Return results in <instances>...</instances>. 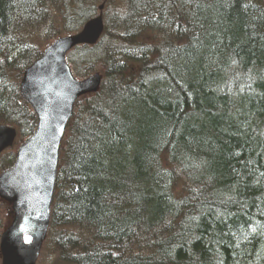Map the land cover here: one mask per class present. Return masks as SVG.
Listing matches in <instances>:
<instances>
[{"label":"trees","instance_id":"obj_1","mask_svg":"<svg viewBox=\"0 0 264 264\" xmlns=\"http://www.w3.org/2000/svg\"><path fill=\"white\" fill-rule=\"evenodd\" d=\"M103 1L0 0V122L32 135L24 70ZM105 9L100 43L71 59L80 76L109 70L76 105L47 243L67 264H264V0ZM173 164L181 195L159 180Z\"/></svg>","mask_w":264,"mask_h":264},{"label":"water","instance_id":"obj_2","mask_svg":"<svg viewBox=\"0 0 264 264\" xmlns=\"http://www.w3.org/2000/svg\"><path fill=\"white\" fill-rule=\"evenodd\" d=\"M101 29V18H93L83 33L57 41L25 71L20 89L40 123L33 137L19 148L12 169L0 176V196L15 212L0 243L3 264H35L38 260L51 221L61 138L77 97L99 87L97 73L84 81L72 76L66 52L78 43H93ZM15 136V129L0 125V150L11 146Z\"/></svg>","mask_w":264,"mask_h":264},{"label":"bare ground","instance_id":"obj_3","mask_svg":"<svg viewBox=\"0 0 264 264\" xmlns=\"http://www.w3.org/2000/svg\"><path fill=\"white\" fill-rule=\"evenodd\" d=\"M47 2L49 1V0H46ZM99 6V10H98V12H96V13H94L93 14V16H90L89 18H87V19H93V18H96V17H100L101 19H106V9H105V4L104 5H102V6H100V5H98ZM104 7V8H103ZM101 9H103V10H101ZM77 16H78V14H77ZM78 19V17L77 18H73V19H71V21H74V20H77ZM86 19V20H87ZM82 31V30H81ZM80 31V32H81ZM74 53L75 52H73V53H71V56H70V59H72L73 60V58H74ZM76 54V53H75ZM80 57V55L78 54V55H75V58H79ZM71 60V61H72ZM123 63H126V64H128L129 65V63H128V60H127V58H125L124 57V59H123V61H122ZM99 68H100V70H99ZM107 70H109V65H107V64H104L103 62L102 63H99L98 64V66L96 67V68H94L91 72H90V74H95L96 72H99V74L98 75H100V79H99V86H101V84L103 83V81H104V79L106 78L105 76V74L107 73ZM26 101V100H25ZM26 104L29 106V108L34 112V114H35V122H36V124H35V127L33 128V132H35L37 129H38V126H39V116H38V114H37V112L35 111V108L33 107V105H32V103H30V102H28V101H26ZM15 113V115H17V114H19L20 113V111H18V110H15L14 111ZM21 118V117H20ZM0 123H5V122H0ZM19 123H26V121L25 120H23V119H21V120H19ZM5 124H8V123H5ZM11 124V123H10ZM9 124V125H10ZM12 126H14V127H16V128H18L19 129V126H17V125H14V124H11ZM65 134H64V137H62L61 138V141H60V143H61V149H62V151H63V154H64V151H65V149L68 147V145H69V143H68V139H69V133H70V131H69V128H66L65 129ZM63 159H64V155H63ZM63 159L61 158V159H59L58 160V163H57V165H58V167H57V174H56V176H57V178H56V183H55V187H56V185H57V181H58V179H59V171H60V169H61V167H62V161H63ZM165 169H167V168H165ZM165 169H162V170H165ZM156 172H160V170L158 171V169H157V167H155V169H154ZM169 170H170V172L169 173H166V174H164V173H161V176H160V182H163V183H165L166 185H167V181H169L170 183H169V186H171L172 184L174 185L173 187H172V189L174 188L175 189V193H180V195L183 193V190H184V188H185V186H190V187H192L191 186V184L189 183H187V182H189V181H187V177H186V175L184 174V172H186L185 170H183V168L181 167V166H179V164H177V165H171V169L169 168ZM0 176H1V174H0ZM55 190H57V187L55 188ZM185 193V192H184ZM53 202H54V200H53ZM193 203H195L194 204V206L197 208L198 207V203H197V200L194 198L193 199ZM51 209H52V207H51ZM195 209V208H194ZM53 211V209L51 210V212ZM5 227L6 226H4V228H2V230L0 231V243H1V239H2V236H3V234H4V231H5ZM50 235H51V231H48L47 232V234H46V237L44 238V240H43V242L42 243H47L48 242V239H49V237H50ZM77 236V235H76ZM82 237V234H81V236H80V238ZM68 247L70 248V245H68ZM45 250H44V245H42V247L40 248V252H44ZM0 256H2V254H1V245H0Z\"/></svg>","mask_w":264,"mask_h":264},{"label":"rangeland","instance_id":"obj_4","mask_svg":"<svg viewBox=\"0 0 264 264\" xmlns=\"http://www.w3.org/2000/svg\"><path fill=\"white\" fill-rule=\"evenodd\" d=\"M105 3H106V1L104 0L99 5L102 6ZM98 8H99V6H98ZM101 10H103V9H101ZM99 70H100V68H99ZM83 100H85V98ZM6 157L8 158L7 152H5L4 154H2L0 156V161L6 160ZM0 209H1L0 210L1 211L0 212V221L7 222L6 223V226H7L8 223H10V221L12 220V213L10 211L11 209L9 208L7 201L0 199ZM44 250L45 251L42 252L41 258L39 259L37 264H67V263H64L58 259V257H57L58 253L55 251L54 247L51 246V243H46V245L44 246ZM0 264H2L1 259H0Z\"/></svg>","mask_w":264,"mask_h":264},{"label":"snow or ice","instance_id":"obj_5","mask_svg":"<svg viewBox=\"0 0 264 264\" xmlns=\"http://www.w3.org/2000/svg\"><path fill=\"white\" fill-rule=\"evenodd\" d=\"M26 239H28V237H26Z\"/></svg>","mask_w":264,"mask_h":264}]
</instances>
